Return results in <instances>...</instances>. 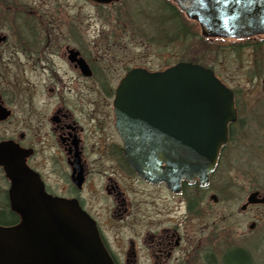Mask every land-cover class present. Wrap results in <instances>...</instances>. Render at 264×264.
Returning a JSON list of instances; mask_svg holds the SVG:
<instances>
[{"label":"flooded vegetation","instance_id":"flooded-vegetation-1","mask_svg":"<svg viewBox=\"0 0 264 264\" xmlns=\"http://www.w3.org/2000/svg\"><path fill=\"white\" fill-rule=\"evenodd\" d=\"M20 3L16 0L8 5L19 9ZM13 22L17 25L20 20ZM3 25L0 73L10 65L4 56L8 52L16 68L37 71L39 92L36 104L31 99L32 105L26 104L22 114L24 125L25 121L30 124L32 117V128L23 127L16 137L0 142L12 140L29 150L25 162L38 175L46 193L79 205L94 221L114 264H216L213 209L219 200L214 193L208 195L210 183L200 186L198 180L182 181L181 193L175 194L164 182L145 181L124 159L115 125V91L131 68L150 69L126 67L128 64L120 61L118 67L108 62L102 65L103 60L115 59V52L89 51L88 42L75 33L32 36L12 28L16 34L9 35L5 32L8 26ZM126 27L134 29L133 25ZM103 33L97 34L98 38ZM111 37L116 36L109 34L107 39ZM118 41H122L120 36ZM241 41H246L248 50L257 49V67L262 68L257 89L264 99V34ZM110 45L119 47L117 38L110 40ZM120 68L123 74L113 76ZM0 103L11 111L3 123L13 110L1 94ZM138 183L147 192L137 190ZM8 189L9 180L0 166V226L19 221L10 210ZM252 191L264 196L259 190Z\"/></svg>","mask_w":264,"mask_h":264},{"label":"water","instance_id":"water-1","mask_svg":"<svg viewBox=\"0 0 264 264\" xmlns=\"http://www.w3.org/2000/svg\"><path fill=\"white\" fill-rule=\"evenodd\" d=\"M173 1L204 36L264 33V0ZM114 107L126 163L145 181L164 182L175 194L183 180L207 184L237 119L232 90L210 68L192 62L161 71L130 69L115 91ZM10 114L0 103V121ZM28 154L12 140L0 142L10 209L19 218L15 225L0 226V264H114L94 221L75 201L46 193L25 162ZM251 204H264V196L249 193L240 209Z\"/></svg>","mask_w":264,"mask_h":264},{"label":"rangeland","instance_id":"rangeland-1","mask_svg":"<svg viewBox=\"0 0 264 264\" xmlns=\"http://www.w3.org/2000/svg\"><path fill=\"white\" fill-rule=\"evenodd\" d=\"M13 2L16 0H9L8 4ZM163 2L122 0L99 6L87 0H19L22 6L15 9L3 6L0 0V24L8 26L5 32L9 35L16 34L12 28L32 36L75 33L88 42L89 51H114L116 58L102 63L108 62L111 67H118L116 64L120 61L127 63L126 67L143 65L150 70H160L184 59L203 56L205 63L234 91L238 112L235 137L221 151L209 182L208 195L214 193L219 200L213 209L217 222L216 264H226L227 260L228 264H233L232 258L241 256V252L228 249L233 247L246 250L254 264H264V206H250L240 211L250 191L259 190L264 194V99L259 97L257 89L262 74V68L257 67V49L250 51L244 45L246 41L233 39H209L203 46L204 41L197 37L171 43L156 37L160 21L167 22L160 10ZM17 18L20 22L16 25L13 19ZM152 20L156 28L151 27ZM126 25H133L134 29L129 31ZM100 32L104 33L98 38ZM109 34L116 37L107 39ZM119 36L122 41H118ZM113 38H117L119 47H109ZM206 47L212 51H204ZM4 56L10 65L0 73V94L13 114L8 121L0 123V139L16 137L23 127L32 128V117L30 124L25 121L24 125L22 114L26 104L32 105L31 99L36 104L39 92L37 71L34 73L26 67L18 69L8 52ZM123 72L120 68L113 76H121ZM137 190L147 192L139 183ZM251 222H255V227L249 230ZM223 252L226 261L221 258Z\"/></svg>","mask_w":264,"mask_h":264},{"label":"trees","instance_id":"trees-1","mask_svg":"<svg viewBox=\"0 0 264 264\" xmlns=\"http://www.w3.org/2000/svg\"><path fill=\"white\" fill-rule=\"evenodd\" d=\"M3 2V6L8 5L6 0H1ZM161 7V12L163 14V19H165L167 22L160 21V25L156 28L155 22H151V27L156 28L155 33L156 37L162 38L164 40H167L169 43L173 42L174 40H187L197 37L199 40L204 41L203 46L209 41V39L205 38L200 33V27L198 23L195 21L188 20L183 13L170 1V0H163ZM142 11V10H141ZM2 17H6L3 14H1ZM166 16V18H165ZM18 17V16H17ZM27 17V16H26ZM14 18V16H13ZM20 18V16H19ZM24 19H27L23 17ZM146 18H150L149 16H146ZM149 20L147 21V25ZM1 25V24H0ZM208 46V45H207ZM238 46V44H237ZM204 51L210 52L212 49L210 47H206ZM203 56H198L195 59H184L182 61L187 62H193L198 63L203 66H206L208 68L213 69L211 65H207L205 63V60L202 59ZM214 70V69H213ZM237 121L229 126V142L230 143L236 134V126ZM225 148V146L222 148V150ZM217 169V168H216ZM216 171V170H215ZM5 220V219H4ZM8 221V220H7ZM233 252H241V256H234L232 258L233 264H254L253 258L251 255L246 252V250H243L242 248L233 247ZM239 259V260H238ZM226 261V259H224ZM226 264H228V260L226 261Z\"/></svg>","mask_w":264,"mask_h":264}]
</instances>
